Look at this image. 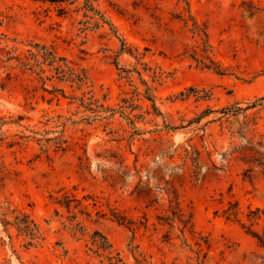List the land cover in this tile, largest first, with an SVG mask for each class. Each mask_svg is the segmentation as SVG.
I'll return each mask as SVG.
<instances>
[{
	"label": "rangeland",
	"instance_id": "1",
	"mask_svg": "<svg viewBox=\"0 0 264 264\" xmlns=\"http://www.w3.org/2000/svg\"><path fill=\"white\" fill-rule=\"evenodd\" d=\"M0 264H264V0H0Z\"/></svg>",
	"mask_w": 264,
	"mask_h": 264
},
{
	"label": "trees",
	"instance_id": "2",
	"mask_svg": "<svg viewBox=\"0 0 264 264\" xmlns=\"http://www.w3.org/2000/svg\"><path fill=\"white\" fill-rule=\"evenodd\" d=\"M65 204H66V203H65ZM112 258H114L115 261H120V259H119V258H116L115 255H112V256L110 257V259H112Z\"/></svg>",
	"mask_w": 264,
	"mask_h": 264
}]
</instances>
